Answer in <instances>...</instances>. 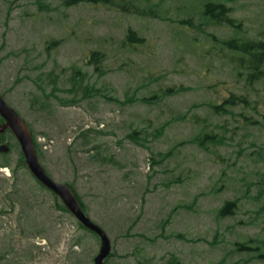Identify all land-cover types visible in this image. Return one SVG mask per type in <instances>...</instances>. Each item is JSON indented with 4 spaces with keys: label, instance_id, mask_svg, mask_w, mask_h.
<instances>
[{
    "label": "rangeland",
    "instance_id": "rangeland-1",
    "mask_svg": "<svg viewBox=\"0 0 264 264\" xmlns=\"http://www.w3.org/2000/svg\"><path fill=\"white\" fill-rule=\"evenodd\" d=\"M65 1L0 0V96L109 239L103 264H264V85L223 46L264 42V0ZM98 250L0 134V264H93Z\"/></svg>",
    "mask_w": 264,
    "mask_h": 264
},
{
    "label": "water",
    "instance_id": "water-1",
    "mask_svg": "<svg viewBox=\"0 0 264 264\" xmlns=\"http://www.w3.org/2000/svg\"><path fill=\"white\" fill-rule=\"evenodd\" d=\"M0 134L9 131L15 139L23 164L29 174L47 191L51 192L62 204L65 210L76 222L99 239V250L93 259V264H103L110 255L111 245L105 233L83 213L74 194L65 186L54 183L41 168L35 153L29 128L22 118L3 101L0 96Z\"/></svg>",
    "mask_w": 264,
    "mask_h": 264
},
{
    "label": "trees",
    "instance_id": "trees-1",
    "mask_svg": "<svg viewBox=\"0 0 264 264\" xmlns=\"http://www.w3.org/2000/svg\"><path fill=\"white\" fill-rule=\"evenodd\" d=\"M113 2L112 0H66L64 2L65 6L67 7H73L80 4H89V5H96V6H109ZM126 9V8H125ZM205 17H209L212 21H216V23L219 24H226L228 26H234L233 20H231L228 15L229 11L225 9V6L223 5H212L208 4L205 7V11L203 13ZM126 43L128 45L132 44H141L143 41L142 39L137 38V36L129 31L126 36ZM58 43H54L51 46L56 47ZM223 46L226 47L230 51H234L237 54H240V57L236 60L237 64L239 63L240 66L245 67V70L247 71V80L249 83H252L254 81H261L264 85V42H242L238 43L233 40L225 41L223 43ZM102 60V56L97 52H92L90 54L89 62L90 64H96ZM240 101L241 99L231 97V99L225 101L224 103L227 104V106L231 105L233 103V100ZM218 107H215L217 109ZM220 108V107H219ZM224 109V107H222ZM2 120L0 119V124H2ZM35 145V143H34ZM36 155H37V147L34 146ZM38 157V156H37ZM70 191L74 194L80 208L85 213V208L83 204L80 202L79 198L75 194L74 190L67 186ZM63 207V206H62ZM237 208L236 202H226L222 205L221 209L218 211L219 217L224 216H231L234 213V210ZM64 209V207H63ZM65 210V209H64ZM86 214V213H85ZM250 242H247L245 245L249 244ZM235 246L239 247L237 248V251H241L242 248H244L240 244H236ZM258 250V247L256 248ZM221 262L220 264H222ZM235 264V263H234Z\"/></svg>",
    "mask_w": 264,
    "mask_h": 264
}]
</instances>
